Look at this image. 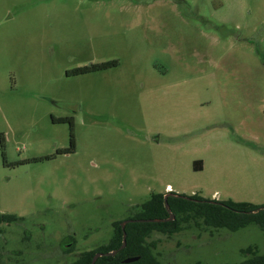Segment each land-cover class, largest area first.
Wrapping results in <instances>:
<instances>
[{
	"label": "rangeland",
	"instance_id": "rangeland-1",
	"mask_svg": "<svg viewBox=\"0 0 264 264\" xmlns=\"http://www.w3.org/2000/svg\"><path fill=\"white\" fill-rule=\"evenodd\" d=\"M171 192L264 206V0H0V264H70ZM153 240L161 264L264 254L257 223Z\"/></svg>",
	"mask_w": 264,
	"mask_h": 264
},
{
	"label": "trees",
	"instance_id": "trees-1",
	"mask_svg": "<svg viewBox=\"0 0 264 264\" xmlns=\"http://www.w3.org/2000/svg\"><path fill=\"white\" fill-rule=\"evenodd\" d=\"M115 61H105L79 67L71 70L73 74H81L87 71H98L103 68L116 66ZM69 72V71H68ZM67 118H62L60 121H66ZM4 147V143L2 144ZM75 148V138L71 140L70 148L63 152H72ZM5 153V152H4ZM4 154L3 157H5ZM46 156L44 158H49ZM194 169L199 171L202 166L198 161L195 162ZM194 199V200H193ZM198 199V200H197ZM167 201L172 211H174L175 219L163 222L150 221H133L126 225L127 245L114 256H101L95 264H123L124 259L131 256H139L140 264H161L153 253V248L157 246L156 242L148 241L151 234L156 232L161 233H176L182 229V222L188 218H202L204 222L213 228L226 227L231 231H237L241 227H246L251 223H257L264 231V206L244 201L223 200L209 202V199L202 197L191 196V198L175 197L169 195ZM145 211L137 218L162 219L169 217V211L166 208V201L163 194H152L151 198L143 205ZM19 217L11 213H0V227L5 223L19 221ZM1 231V228H0ZM75 244H71V248ZM123 245V230L121 221L115 223L114 235L107 245H101L96 249L84 251L78 258L70 264H91L93 257L97 252L103 253L118 249ZM70 248V249H71ZM69 250V249H68ZM246 255L243 262L239 264H264V254H260L257 248L249 247L242 251Z\"/></svg>",
	"mask_w": 264,
	"mask_h": 264
},
{
	"label": "water",
	"instance_id": "water-1",
	"mask_svg": "<svg viewBox=\"0 0 264 264\" xmlns=\"http://www.w3.org/2000/svg\"><path fill=\"white\" fill-rule=\"evenodd\" d=\"M169 195H174L175 197H184V198H191V197H187V196H184L183 194H174L173 192L171 193H168L164 196V199L166 201V208L168 209V213H169V217H166V218H162V219H156V218H148V219H128V220H125L121 226H122V230H123V245L120 246L118 249H114L112 251H109V252H106V253H103L102 251L100 252H97L94 257H93V261L91 262V264H95V262H97L98 258L101 257V256H114L116 255V253L119 251V249H123L126 245H127V233L125 231V228H126V225L129 223V222H133V221H150V222H163V221H170V220H173L175 219V215H174V211H172V209L170 208V205L167 201V198ZM209 202H214V201H209ZM215 203V202H214ZM264 209V207L262 208ZM139 261L140 260V257L139 256H131V257H128L126 259H124L123 261V264H126V263H131V262H135V261Z\"/></svg>",
	"mask_w": 264,
	"mask_h": 264
},
{
	"label": "flooded vegetation",
	"instance_id": "flooded-vegetation-1",
	"mask_svg": "<svg viewBox=\"0 0 264 264\" xmlns=\"http://www.w3.org/2000/svg\"><path fill=\"white\" fill-rule=\"evenodd\" d=\"M71 244H76V242H71L70 244H67V246L71 247Z\"/></svg>",
	"mask_w": 264,
	"mask_h": 264
},
{
	"label": "crops",
	"instance_id": "crops-1",
	"mask_svg": "<svg viewBox=\"0 0 264 264\" xmlns=\"http://www.w3.org/2000/svg\"><path fill=\"white\" fill-rule=\"evenodd\" d=\"M172 188V186H170Z\"/></svg>",
	"mask_w": 264,
	"mask_h": 264
},
{
	"label": "built area",
	"instance_id": "built-area-1",
	"mask_svg": "<svg viewBox=\"0 0 264 264\" xmlns=\"http://www.w3.org/2000/svg\"><path fill=\"white\" fill-rule=\"evenodd\" d=\"M171 188V187H170ZM172 189V188H171Z\"/></svg>",
	"mask_w": 264,
	"mask_h": 264
}]
</instances>
